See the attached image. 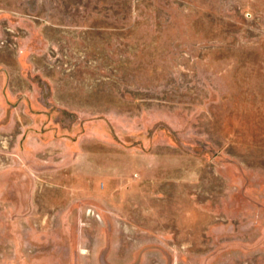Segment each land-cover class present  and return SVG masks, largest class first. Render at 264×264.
<instances>
[{
    "label": "rangeland",
    "instance_id": "374dc122",
    "mask_svg": "<svg viewBox=\"0 0 264 264\" xmlns=\"http://www.w3.org/2000/svg\"><path fill=\"white\" fill-rule=\"evenodd\" d=\"M0 264H264V0H0Z\"/></svg>",
    "mask_w": 264,
    "mask_h": 264
}]
</instances>
